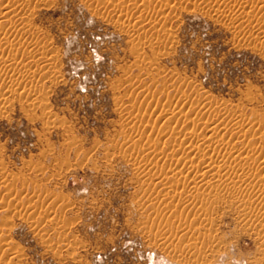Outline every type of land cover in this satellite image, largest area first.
I'll list each match as a JSON object with an SVG mask.
<instances>
[{
    "label": "rangeland",
    "instance_id": "rangeland-1",
    "mask_svg": "<svg viewBox=\"0 0 264 264\" xmlns=\"http://www.w3.org/2000/svg\"><path fill=\"white\" fill-rule=\"evenodd\" d=\"M0 7V264H264V0ZM185 130L252 201L186 187Z\"/></svg>",
    "mask_w": 264,
    "mask_h": 264
},
{
    "label": "bare ground",
    "instance_id": "bare-ground-1",
    "mask_svg": "<svg viewBox=\"0 0 264 264\" xmlns=\"http://www.w3.org/2000/svg\"><path fill=\"white\" fill-rule=\"evenodd\" d=\"M235 1V0H234ZM171 3V2H170ZM176 3V2H175ZM160 4V3H159ZM12 5V3H11ZM176 6V4H175ZM2 7V6H1ZM0 7V8H1ZM170 7H168L169 9ZM5 12V11H4ZM3 12V13H4ZM165 12V11H164ZM169 14V13H168ZM162 16V15H161ZM252 17V16H251ZM7 18V17H6ZM10 18V17H9ZM253 18V17H252ZM27 20V19H26ZM261 20V19H260ZM11 21V20H10ZM9 21V22H10ZM8 22V21H7ZM168 23V22H167ZM10 24V23H9ZM2 25V24H0ZM4 27V26H3ZM15 27V26H14ZM26 27V26H25ZM5 33V32H4ZM158 39V38H157ZM2 55V54H1ZM17 56V55H16ZM15 59V58H14ZM6 63V62H5ZM49 68V67H48ZM2 77V76H1ZM12 77V76H11ZM11 84V83H10ZM38 88V87H37ZM24 91V89H23ZM22 91V92H23ZM191 107V106H190ZM214 107V106H213ZM181 110V109H180ZM183 110V109H182ZM179 112V111H178ZM189 112V111H188ZM184 113V112H182ZM171 114V113H170ZM176 114V113H175ZM180 114V113H179ZM174 115V114H173ZM177 115V114H176ZM175 115V116H176ZM183 116V114H182ZM200 116V115H199ZM166 117L167 119L169 120H172L173 118L170 117V115L168 116V113L166 114ZM186 117V116H185ZM195 117V116H194ZM197 117V115H196ZM187 118V117H186ZM185 118V119H186ZM189 118V116H188ZM199 118V117H197ZM195 120V118H193ZM173 120H176V117L173 119ZM172 120V121H173ZM182 120V118H181ZM220 120V119H218ZM233 120V119H232ZM237 120V119H236ZM235 120V121H236ZM185 120L183 119V122ZM193 121V120H192ZM171 122V121H170ZM188 122V121H187ZM198 122V121H197ZM196 122V123H197ZM208 122V121H206ZM238 122V121H237ZM195 121L193 123L196 124ZM200 123V122H199ZM176 124V123H175ZM185 124V123H184ZM189 124H192L189 123ZM211 124V123H210ZM204 124L206 126H209V128H211V126ZM217 124V123H216ZM238 124V123H236ZM243 124V123H242ZM199 125V124H198ZM215 125V124H214ZM173 126V125H172ZM203 126V125H202ZM201 126V127H202ZM237 127V125H236ZM245 127V126H244ZM163 128V127H162ZM168 128V127H167ZM170 128V127H169ZM195 128V127H194ZM194 128L192 127L191 130L194 131ZM198 129V127H197ZM241 129V128H240ZM167 130V129H166ZM207 130V129H206ZM212 130H214V127L212 126ZM211 130V131H212ZM218 130V129H217ZM216 130V132H217ZM219 130H220V127H219ZM235 130V129H234ZM181 130H179L180 132ZM193 131H182L180 133V136L182 137V142L184 145V149L186 150V152H189L190 155H186L187 157L189 156L191 158L190 160V163H186L185 160L187 159V157H185V159H183L182 157V160H184L185 162V165H183L184 167L182 168V170H180V172H186V174L188 173H192V178L190 179H186L184 182L186 184V187H188L190 189V191H198L200 189H203L204 191H207V192H212L213 190H216L218 188H221L224 190L225 194L227 193L228 195L231 196L232 198V195H233V191L235 189L239 190L238 188H244V186L246 187L247 191H249L248 195L251 194L252 192L250 190H256V186L254 184H252L251 182H247L248 180H245L243 177H242V173L244 174V172H242V168H240L239 166H232L231 164L230 165H227V163L229 164L230 162V159L231 158H234L235 156H237L239 153L241 154V151L240 149H232L230 148L229 146L231 145L230 143H227V142H214V139L212 137V135L210 136L211 133H209V135L206 134V136L204 138H200V136L196 133V129H195V133ZM167 131L164 130V132H162V135L163 134H168L166 133ZM176 132V131H175ZM173 133V132H172ZM220 133V132H219ZM258 134V133H257ZM221 136V135H220ZM202 137V135H201ZM222 137V136H221ZM193 141H197L199 142L198 143H195V144H198V145H195V144H192ZM216 141V140H215ZM258 142V141H257ZM175 143V141H174ZM178 143V142H177ZM233 143V142H232ZM249 144V143H248ZM173 145V144H172ZM177 145V144H176ZM181 145V144H180ZM234 145V144H232ZM174 146V145H173ZM182 146V147H183ZM250 146V145H249ZM154 147V146H153ZM180 147V146H179ZM235 147V146H234ZM178 148V146H177ZM154 149V148H153ZM172 149H175L174 147ZM183 149V150H184ZM149 150V149H147ZM130 152V151H129ZM183 152V151H182ZM259 152V151H258ZM175 154V153H174ZM239 154V155H240ZM214 156L217 157V159H214ZM220 157V158H219ZM167 159V158H166ZM172 159V158H171ZM168 160V159H167ZM180 161V159H178ZM196 160H200V162L202 164L199 163V161L197 162ZM229 161V162H228ZM183 162V163H184ZM177 164V162H176ZM203 164H208L207 166H204V167H201V165ZM172 165V164H171ZM145 166V165H144ZM143 166V167H144ZM179 164H177L175 166V168L172 170L170 168V172H173L175 171V173L177 174V169L179 168L178 167ZM171 167V166H170ZM173 167V166H172ZM163 168V167H162ZM181 169V168H180ZM172 173V174H173ZM261 174V173H260ZM191 175V174H189ZM245 175V174H244ZM177 176V175H176ZM188 176V175H187ZM246 176V175H245ZM244 176V177H245ZM183 181V180H182ZM262 182V181H261ZM172 183V182H171ZM178 183V182H177ZM251 183V184H250ZM255 183V182H254ZM176 185V184H175ZM170 186V190L172 189L173 191H177L179 190L178 188H180L179 186ZM169 186V185H168ZM167 186V187H168ZM178 189V190H177ZM245 189V190H246ZM181 190V189H180ZM186 190V189H185ZM188 192V191H187ZM251 192V193H250ZM173 193V192H172ZM179 193V192H178ZM176 194L174 193V196ZM189 196V194H188ZM229 196V197H230ZM183 197V196H182ZM224 197V196H223ZM249 198H251V195L247 196ZM252 197H256L257 199H263L264 198V184L263 186L256 190L255 193H254V196ZM188 198V197H187ZM230 198V199H231ZM242 198V197H241ZM259 199V200H260ZM196 200V199H195ZM189 201V200H188ZM251 201H252V198H251ZM205 202V201H204ZM264 202V200H263ZM183 203V202H182ZM187 203V202H186ZM249 210V209H248ZM247 208L243 209V212L245 215H248L249 212H248ZM178 214V213H177ZM254 220V223L256 222L257 224L258 223H261L260 225L264 228V222H262L263 220L260 218V217H256ZM250 223V222H249ZM174 237V236H173ZM196 239V238H195ZM198 240V239H197ZM200 240V239H199ZM2 248V247H1Z\"/></svg>",
    "mask_w": 264,
    "mask_h": 264
}]
</instances>
